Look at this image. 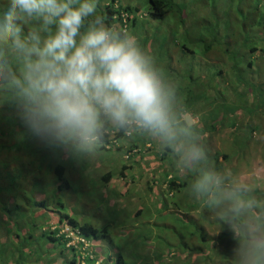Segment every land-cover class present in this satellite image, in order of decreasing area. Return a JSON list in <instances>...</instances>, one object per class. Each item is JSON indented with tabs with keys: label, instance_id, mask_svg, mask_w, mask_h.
I'll use <instances>...</instances> for the list:
<instances>
[{
	"label": "rangeland",
	"instance_id": "rangeland-1",
	"mask_svg": "<svg viewBox=\"0 0 264 264\" xmlns=\"http://www.w3.org/2000/svg\"><path fill=\"white\" fill-rule=\"evenodd\" d=\"M100 1L108 2L110 0ZM124 1L131 4V7L137 6L141 10H145L148 2V0ZM173 1H177V4L180 3L183 8L185 7V4L180 0ZM7 2L8 0H0V12L3 11ZM200 5L207 9L204 17L192 18L185 13L177 16V10L173 8L170 14L174 17H168L165 20V17L162 18V25L155 19L147 18L146 20L145 17H141L135 22L134 30L128 31L141 39L144 38V34H150L155 38L162 35L170 36L167 42L172 45L171 49H166L162 45L158 46L154 54L156 57L154 65L161 84L170 86V81L177 79V90H173L166 96L170 119L169 133L167 136L156 134L158 137L157 149L164 152L165 156L159 158L158 154H154L144 166L139 168V170H144V172L142 171L144 175L146 174L147 190L130 187L128 194L117 195L122 204V206H117L118 209L114 207L112 200L115 190H111V197H109L106 193L103 194L102 189L95 184V180L92 181L91 175L97 171H94V168H90L93 170L91 175H81L79 182H74L69 188L58 190L54 187L57 182L56 176L50 170L48 171L49 166L54 165L58 160L68 161L71 155L75 159L73 162L74 171L69 169L68 163L65 167L66 174L80 171L88 164L84 161L86 152L91 154L90 157L94 155L92 150L98 153L95 151L97 144L90 138H80L79 141L75 138L65 142L43 141L30 132L22 119L27 104L25 107L19 108L20 96H13L14 84L3 81L7 73L12 74L14 70L18 71L20 64H22L20 70L24 71L22 79L25 80L26 61L25 59L20 60V58H26V56L14 47L11 39L7 40L10 48L6 52L9 55H6V52H3L4 48L0 46V179L2 184L16 189L11 178L18 176L20 181L18 190H23L29 200L32 198L43 200L44 203L38 206L39 223L33 229L35 234H39V230L42 231L41 223L48 220L56 221L60 212L65 211L79 217L80 220L91 222L97 227L107 225L106 237L101 240L110 247L121 249L123 254L127 251H130L132 255L140 253L143 246L148 250L161 253L168 250L163 239L167 237L174 239L170 251L181 261L185 253L183 255L181 252L183 250L177 249L175 240H178L177 232L184 229V226L181 221L177 220V210L185 211L188 215L191 214L190 216L194 219L193 210L189 211L192 201L197 202L199 206L204 204V208L200 206L201 209H205L207 208L205 205L213 203V195L209 194L208 197L204 193L208 184L212 182V156L216 150L227 153L228 157L226 160H219V171L211 183L217 192L215 199H226L228 207L250 212L254 222L259 218L264 219V105L257 104L259 100H264V95L259 94L260 87L258 86V79L264 76L263 74L258 75L253 81L250 79L254 76H250L253 69L248 68L244 63L250 58H241L237 53V56L235 55L231 59L229 53L225 52L229 47H231L229 50L231 51L237 46L254 45L259 50L255 51L259 57L252 58V64L253 66H264V33H262L264 32V0H192L186 8L194 10L198 9ZM175 21L183 23L184 27L177 28ZM145 23L148 25V29L141 27ZM188 24L192 25L187 26ZM196 25L198 28L202 25L212 26V28L206 33L205 30L196 31ZM256 29L261 32L260 36L255 37ZM190 32H193L195 36L189 37ZM37 34L42 45L47 34L41 32ZM184 36L188 38V42ZM20 39L31 44V41L26 40L24 35H20ZM3 41L0 40V44ZM204 43L210 44L207 56L199 54ZM178 44H185L194 50L192 51L195 54L194 61L196 60L198 66L201 67L198 72V67L194 68L195 62L193 64L190 62L191 51L177 56L180 50ZM141 45L146 49L148 43L142 42ZM152 52L154 51L152 50ZM198 57L203 61V65L199 62ZM5 58H11L10 65H5L7 63ZM32 59L35 57L33 56ZM183 62H188L184 68ZM205 65L207 68L204 67ZM224 81H228V84H224ZM196 85H201L203 88L214 87V92L200 94L199 100L202 104L195 100L197 97L194 91ZM239 86H243V91H234ZM258 94L261 97H258ZM243 95L253 99L254 103L251 109L243 110L242 106H239L238 102H243L241 97ZM186 100L196 103L190 107L185 104ZM185 110H192V114L197 116L198 120L195 123L198 124L196 126L190 124L189 114L182 115ZM180 116H183L185 121L184 128L172 120ZM186 128L187 130H184ZM248 128L255 129L248 131ZM164 145L169 150H166ZM194 150L199 152L196 158H193ZM57 151L60 152L57 153ZM101 154H105L104 156L117 155L116 166L119 164L118 157L121 154L114 145H110L109 149H102ZM179 155L184 157L177 158ZM166 157L167 159L177 158V165H169ZM131 162L133 166L137 165V161ZM113 169V173L116 174V167L111 165L109 170ZM168 173L172 176H179L186 183V187L164 189L163 182ZM39 180L47 185L44 186V197L32 193ZM178 183L180 185L181 182ZM135 184L136 182H133V185ZM123 187L124 185L120 188ZM3 192L0 201L4 199L8 202L7 187L3 188ZM17 196L13 194L14 199ZM129 196L132 200L129 199ZM163 204H165L164 207ZM199 206L196 207L197 212L201 211ZM28 211L27 208L25 214L27 220L30 218L28 225L32 226L34 224H31ZM0 220L2 221L3 218L1 217ZM18 220L19 218L15 219V225ZM199 220L197 218L195 221L200 222ZM201 222L207 235L210 238L213 237L216 231L211 229L209 221ZM3 224L4 222L0 224L2 229ZM251 227L255 229L253 223H251ZM12 231L19 232V230ZM2 233L1 231L0 236L3 235ZM263 233L262 229L257 231L259 236ZM164 236L166 237L163 238ZM9 238L10 241L17 239L12 235H9ZM36 243L37 246L41 244L40 241ZM1 251L8 252L7 244ZM205 253V249L201 248V251L194 255L200 258L202 255L206 256ZM15 255H13L12 264H16ZM190 255H193V252ZM162 257H168L166 252ZM170 257V261H172L173 257L171 255ZM52 260L51 252H49L44 261L46 264H51ZM217 260L218 256H211L210 261ZM193 261H196L195 258ZM61 262L62 260H57L56 264ZM175 262L171 264H175ZM248 262H250L249 259ZM9 263L5 262V264ZM19 263L20 261H17V264Z\"/></svg>",
	"mask_w": 264,
	"mask_h": 264
},
{
	"label": "clouds",
	"instance_id": "clouds-1",
	"mask_svg": "<svg viewBox=\"0 0 264 264\" xmlns=\"http://www.w3.org/2000/svg\"><path fill=\"white\" fill-rule=\"evenodd\" d=\"M125 6L117 0H110L104 3L103 10L112 11V18L119 16L124 19L127 15ZM136 9V19L148 15L145 10ZM27 18L42 22L43 30L47 33L42 45L38 34L26 36L23 32L22 20ZM119 22L113 21V26ZM129 28L123 26L121 31H117L106 25L105 18L97 14V0H8L0 12V40H4L0 46L4 48L3 52L8 51L10 46L7 40L11 39L14 47L25 54L26 58L20 60L25 59L26 64L25 80L22 79L24 71L20 70V64L18 71L7 73L3 81L14 84L13 96H20L19 108L27 104L22 119L35 137L59 142L90 138L98 142L97 146L102 145L103 149L114 145L121 154L118 158L124 161L127 156L125 151L132 144L127 139L135 129L168 135V102L154 60L145 53L137 38L127 32ZM20 35L26 36L31 44L21 40ZM5 54L9 55L8 52ZM33 56L35 59H32ZM5 60V65L12 62L11 58ZM19 79L23 82H19ZM190 112L185 110L182 115L189 114L190 124L196 126L198 123H193L191 119H196V115ZM101 117L111 121L121 131L118 133L115 127L105 128L103 133H106V139L97 140ZM178 118L183 119V116ZM126 131H129L128 135H125ZM198 155L199 152L194 150L193 158ZM163 187L167 189L164 182ZM40 196L44 197L45 193ZM74 217L78 223L87 222ZM41 224L39 234L55 230L56 235L67 238L63 250L57 253L61 257V264H115L119 249L106 245L101 238L87 242L80 227L61 218L60 214L56 221L48 220ZM27 252L22 247L26 264H32L28 261ZM54 253L55 250L52 258ZM6 255L4 252L1 256L0 250V258ZM35 257L34 264H42L45 259L42 251ZM8 258L4 259V263ZM170 258L169 254L162 260L166 262ZM246 262L247 259L244 264Z\"/></svg>",
	"mask_w": 264,
	"mask_h": 264
},
{
	"label": "trees",
	"instance_id": "trees-1",
	"mask_svg": "<svg viewBox=\"0 0 264 264\" xmlns=\"http://www.w3.org/2000/svg\"><path fill=\"white\" fill-rule=\"evenodd\" d=\"M124 8L125 10H127V15L124 19L119 16H114V18H112L113 12L110 10L107 11V9L103 10V12L99 10L97 14L102 15L105 18L106 25L112 27L113 29L117 31H121L120 29L123 26H128L130 28H133V26L135 25V22L137 21L136 19L137 16L135 14L137 9L136 7L132 8L128 5L125 6ZM173 8L177 10V16L182 15L183 7L180 4H177L170 0H148L145 11L147 12L150 19H155L159 22L160 20H162V18H164L166 14L169 13V15H171L170 11ZM131 13L132 15H129ZM26 20L27 19H24L22 21L25 22V27H24L23 32H26V36H27V34H29L30 32V27L26 26ZM115 20H118L120 22L113 26V21ZM37 21L40 22L39 24H42L41 21L39 20ZM123 22H126V23L124 24ZM211 28L212 26L209 27L206 25H202L201 27L196 28V31L205 30V32L207 33L208 30H210ZM254 32L256 35L255 37L260 36L259 34L261 32H259L258 29H256ZM200 34L202 33L200 32ZM198 40H200L199 37H198ZM33 42L35 43V41ZM186 42H188V40ZM183 45L185 46V44ZM209 46H210L209 43H204L202 45L203 49L199 51V54H201L202 56H205V55L207 56V53H208L207 50H209L210 48ZM245 47H247V49H245ZM230 49L231 47L225 50V52L229 53V58L231 59L237 53H239L243 58L248 57L251 59V60L248 59L247 61L244 62L245 65L248 66V68L253 69V72L250 74V76L252 75L254 76L250 77V79L255 81L258 75L263 74L264 76V66L262 65L253 66L252 64V58L259 57V54L255 53V51H259L256 48V46L254 45L242 46L241 45L239 47L237 46L236 48H234L235 50L229 51ZM188 51H194V50L188 47ZM193 57L195 58V54L194 56L192 55V59L190 60L192 64L193 62H195ZM258 81H259L258 86L260 87L259 94L261 93V95H264V77L263 78L261 77L260 79H258ZM19 82H23V81L19 79ZM209 87L210 86H207V88L200 90V94L203 92L209 94V91H211V93L214 92V87H210L211 89ZM259 94H258V97H261ZM196 96H198V93ZM241 97L243 98V102L239 101L238 102L239 106H242L243 110L251 109L254 102L250 98H247L246 95L245 96L243 95ZM259 103L264 105V100H259L257 104ZM177 125L180 127L185 126V121L179 120L177 122ZM110 127L117 128L119 130L118 133L121 131V128L113 124L111 125L109 123V120H107L104 117H101V127L99 131L96 133L98 135L97 140H100V141L105 140L106 133H103V131L105 128H110ZM255 128H248V131L254 130ZM96 144H98V142H96ZM164 147L166 150H169V148L166 145H164ZM131 148H134L136 150L132 151ZM102 149H103V146L99 144L95 148V151L99 152V150H102ZM151 150H152L151 147L145 146L144 144L143 145H137L135 143L131 144L130 148H128L125 151L127 152V156H126V159L120 165L121 166L119 168L120 174L123 169L131 165L132 162L130 161V159L132 157H136L137 155H139V153L149 151L148 152V155H149V153L152 154L156 152V154L159 155V158H164L165 156L164 152L159 151V149L155 150L154 152H152ZM58 152L60 151H57V153ZM180 156L184 157L183 155H179L177 156V158H179ZM227 157H228V154L225 152H218L217 150L214 151V154L212 156L213 164L211 167V170H212L211 174L213 175V178H212L211 183H213L215 176L217 175L219 171V166H220L219 160L220 159L226 160ZM165 159H167V157ZM74 161H75L74 158L70 156L68 161L58 160L55 162L53 166H49L48 171L50 170L56 176L57 182L56 184H54V187L56 189L61 190L63 187L69 188V184H73L74 182H79V180H77V178L75 177L74 172L72 174H70L71 172H69V174L68 173L66 174L65 167L68 163H69L68 164L69 169L74 171V167H73ZM167 175L168 174H166L165 180H164V183L167 186L166 187L167 189H173L176 187L177 188L186 187L185 185L186 183L184 182V180H181L179 176L171 175L167 177ZM110 176H111V173L107 172L105 177H102L103 179L101 181L102 182L107 181L110 178ZM79 179L81 178L79 177ZM11 181L14 182L16 189H13L12 187H9L6 184H2V181L0 179V197L4 193L3 192L4 187H7L8 196H9L8 202L4 199L0 201L1 203L0 219L1 217L3 218V220L2 221L0 220V221L1 223L4 222L3 229L0 228V232L1 231L3 232L2 233L3 235L0 236V250L6 244H8V252H7L6 257H9V258L6 259L5 262H10V261L12 262L13 253L16 251L15 253L16 255L14 258V260L16 261V264H17V261H20L19 264H26V260H24L22 256L23 254L22 247H24L26 250H28L26 256L27 258H29L28 261L31 262L32 264L35 263L36 254L38 255L42 251V255L46 256L49 252H51V255H52L53 251L55 250L51 264H54V263L56 264L57 260H60L61 258L60 256L58 257L57 253L60 254V251L63 250V246L67 238H64L63 235L61 234L56 235L55 230L48 231L47 233L41 232L40 234H35V230L33 229H35V227L39 223V216L37 215L38 209H39L38 206H41V204L44 202L42 199L36 200L32 198L31 200H29L27 196L24 194L23 190H18L17 188H18V185L20 184L18 176H16L15 178H11ZM42 181L44 180L42 179ZM92 181H94V179ZM178 182H181L180 185ZM211 183L208 184L204 195L208 197H209V194L213 195L212 196L214 199L213 203H211V205L210 203L208 205H205L207 207L205 209H201V207L204 208V204H200L201 206L200 207L197 204V202L192 201L189 205V211L193 210L194 219L190 216L191 214L188 215L185 211L182 212V211L177 210V220L181 221L182 225L184 226V229L179 230L177 232L178 240H175V243H177V249L181 251L180 250L181 248L183 250L181 251L182 254L184 255L185 253V256L181 259V261L180 259H177V256L175 257V255L170 251L171 243L174 239H169V237L165 238L166 236H164L163 238L165 239H163L164 241L163 243L167 244V248H168L167 251L157 253L154 250H148L145 246H143L142 249H140L142 250L140 253H135L132 255L130 251H127L125 254H123V251L120 250V252H117L115 256V264H162V261H163L162 256L165 252L167 256L170 254L173 257V259L172 261L170 260L166 262L163 261V264H171V263H174L175 260H176L175 264H244L245 259H247L246 264H264V233L261 236L257 235V231L259 229H262L264 232V219L259 218V220L254 222V220L251 217L250 212H246V211L244 212V211L236 210L235 208H232V207H228L227 206L228 203H226L227 202L226 199L220 198L219 200H216L215 195L217 192ZM44 186H46V183L40 182L39 180V183L37 185L35 184V188L32 190V193L39 194V196L44 194ZM13 194L18 195L16 199H14ZM36 203L39 205L37 206ZM164 206L165 204H163V207ZM198 206L201 209L200 212L196 211V207ZM27 208L29 209L28 212H29V217H31V224H34L32 226L28 225L29 223L28 220H30V218L27 220V216L25 214L26 213L25 211L27 210ZM60 217L66 219L69 223H72V225H78L80 229L84 232V239L87 242H93L94 239L106 237L107 225H101V227H96L93 224H90L88 222L78 223L74 216H69L65 211L60 212ZM16 218H19V220L17 224L15 225ZM197 218L200 219L199 220L200 222L195 221ZM207 220L210 223L211 229L216 231V234L213 235V237L211 238L210 236L207 235L206 230H204V227L201 222V221L204 222ZM251 223L255 225V229H252ZM12 230H19V232L12 231ZM9 235H12L13 237L17 239L10 241ZM39 241L41 242V244L37 246L36 242H39ZM214 244L216 245V247ZM201 248L205 249V252H206L205 254L207 255L206 256L202 255V257L200 258L195 257L194 254L200 252ZM217 248H220V249H217ZM192 252H193V255H190ZM3 253L4 252L1 251V256ZM214 255L218 256V260L212 262L210 261L211 256H214ZM194 258L196 261H193ZM3 259L4 257L0 258V264H5L3 262ZM248 259L250 260V262H248ZM72 261H73V258L70 259V263ZM42 264H46V261H42Z\"/></svg>",
	"mask_w": 264,
	"mask_h": 264
},
{
	"label": "crops",
	"instance_id": "crops-1",
	"mask_svg": "<svg viewBox=\"0 0 264 264\" xmlns=\"http://www.w3.org/2000/svg\"><path fill=\"white\" fill-rule=\"evenodd\" d=\"M117 1H118L119 4L131 6V4H128L124 0H117ZM170 1L177 3V1H173V0H170ZM191 1L192 0H180V2L185 4V7L182 9V13H185L187 16L192 17V18L204 17L205 10H207V9L202 7L201 5H200V7H198V9H194V10L186 8L187 5L189 3H191ZM104 3L105 2L97 0V13L99 12V10H101L103 12ZM135 7H137V6H135ZM164 17H165L164 18V20H165L168 17L169 18H173L174 16L169 15V13H168ZM207 17H209V16H207ZM145 18H146V20H147V18L150 19L148 15ZM161 22H163V20L159 21V23L162 25L163 23H161ZM39 23L40 22H38L37 19H35V18H27L26 26L30 27L29 34H32V33L37 34V33H40V32L43 33V34H47L43 30L42 24H39ZM174 23L177 24V28H179V27L183 28L184 27L183 23H177L176 21ZM190 25H192V24H188L187 26H190ZM20 26H22L21 22H20ZM24 27H25V22H24ZM141 27L144 28V29H148V25L146 23L143 26H141ZM196 28H198L197 25H196ZM130 29L134 30V26H133V28H129V30ZM190 33L191 34H190L189 37H194L195 36V34L193 32H190ZM132 35H134V34H132ZM144 35H142V36H144L143 39H141L139 36H136L137 41L139 42L141 47H142V45H141L142 42L143 43H146V42L148 43L146 49L144 47H142V49L145 50V53L150 55L153 58V60H156V57H155L154 54H155V51L157 50L158 46L162 45L166 49H171L172 45L167 42L170 39V36L162 35L159 38H155L154 36H151L150 34L149 35L144 34ZM184 38L186 40H188V38L186 36H184ZM178 47H179L180 50L177 53V56H181L186 51H188V47L189 46H186V45L184 46L183 44H178ZM152 50L154 52H152ZM233 50H235V49H233ZM191 53L194 56L192 51H191ZM236 56H237V54H236ZM239 56L241 58H243L240 54H239ZM198 59H199V57H198ZM199 62L201 63V65H203V61H201L199 59ZM187 64H188V62H183V68ZM195 67H198L197 72H198V70L201 69V67H199L198 64L196 63V60H195V64H194V68ZM204 67L207 68V65H205ZM178 82H179V80H178ZM224 84H228V81H224ZM162 87H163V89L165 91L166 96H168L169 93L173 92V90H177V79H172L170 81V86L162 85ZM202 89H204V88L201 85H196L195 89H194L196 94L198 93V96L196 97L195 100L198 101L199 104H202V102L199 100L200 90H202ZM234 91H237V92L243 91V86H239L238 89L234 90ZM181 96H184V95L181 94ZM210 96L213 97V95H210ZM247 98H249V97L247 96ZM251 100L253 101V99H251ZM195 103L196 102H194V103L193 102L192 103L191 102H185V104L190 106V107H192ZM199 107H201V106H199ZM190 111L192 112V110H190ZM195 118L198 119L196 116H195ZM191 119H192L193 123L195 121L197 122L196 119H193L192 117H191ZM172 120L178 122L179 120H183V119L182 118L178 119L176 117V118H173ZM109 123L112 125L111 121H109ZM182 127L184 128V126H182ZM156 134L157 133H153V132L148 131V130L141 131V130L135 129L132 132L131 136L127 140L129 142H131L132 144L135 143L137 145L149 144V147L152 148L151 151L154 152L155 150H158L157 149L158 137H157ZM148 152L145 151L143 153H139V155H137L136 157H132L130 159V161H137V163H136L137 165L133 166L132 165L133 163H131V165H129L128 167H126L125 169H123L121 171V174H120L119 168L121 167L120 165L122 164L123 161H119V164L116 166V163L118 161L116 155L114 156V155L109 154L108 156H104L105 154H101V152L100 153L93 152L94 155L92 157H90L91 154L86 152V155L84 156V161H86L88 164L86 165L85 168H82L80 171H75L74 174H75V177L77 178V180H80L79 177H81V175L89 176V175H91L93 170L94 171L97 170L95 174L91 175L93 177V179L95 180V184H97L102 189L103 194L106 193L109 197H111L110 196L111 195L110 194L111 190L112 189L115 190V193H114L115 195L112 196L113 197L112 200L114 201V204H113L114 207L117 208L118 205L122 206L121 201L117 198V195H119V194H124V195L128 194L130 187L133 188V189L144 188V191L147 190L148 184H147V181L145 180L146 174L144 175L143 174L144 170H142V169L139 170V168L144 166L150 160L151 156L156 154V152H154L152 154L149 153V155H148ZM167 162L171 166L172 165H177V158L167 159ZM90 163H92V164L90 165ZM111 165H114L116 167V174L113 173L114 169L113 170H109L111 168ZM90 168H94V169L90 170ZM107 172H110L111 176H110V178L107 181L102 182L101 181L103 179L102 177H105ZM168 174H170V173H168ZM133 182H136V184L133 185ZM176 182H177V180H176ZM123 185H124V187L120 188ZM129 199L132 200V198L130 196H129ZM119 250H121V249H119Z\"/></svg>",
	"mask_w": 264,
	"mask_h": 264
},
{
	"label": "built area",
	"instance_id": "built-area-1",
	"mask_svg": "<svg viewBox=\"0 0 264 264\" xmlns=\"http://www.w3.org/2000/svg\"><path fill=\"white\" fill-rule=\"evenodd\" d=\"M112 133H113V131H112ZM128 134H129V131H126V132H125V135H128ZM112 141L114 142L115 139H112Z\"/></svg>",
	"mask_w": 264,
	"mask_h": 264
}]
</instances>
